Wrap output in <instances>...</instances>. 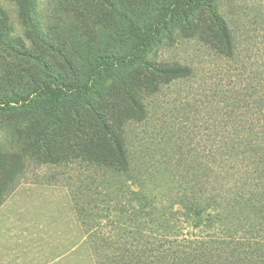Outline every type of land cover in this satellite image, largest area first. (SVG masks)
<instances>
[{
    "label": "rangeland",
    "instance_id": "1",
    "mask_svg": "<svg viewBox=\"0 0 264 264\" xmlns=\"http://www.w3.org/2000/svg\"><path fill=\"white\" fill-rule=\"evenodd\" d=\"M207 3L189 18H175L144 56L155 68L185 65L195 75L155 83L159 90L152 92L149 71L141 65L106 70L98 83L89 81L101 57L129 53L130 27L149 28L162 0H33L36 32L49 47L22 24L16 3L0 0L10 30V47L0 46V148L16 150L26 164L5 189L0 174V264L29 256L31 264H186L181 256L206 242L211 226L218 239L229 240L224 231L230 230L234 237L264 240L256 233L264 229L258 206L240 202L206 209L203 218L210 227L204 228L195 227L178 202L182 193L195 203L205 196L197 192L190 169L220 138L216 131L227 121L229 105L238 100L243 108L262 107L264 113V0ZM215 19L230 35L229 55L214 37ZM55 79L93 89L80 97L56 89ZM40 83L56 91L36 92ZM12 92L18 101L11 100ZM125 94L142 99L147 109L145 122L125 126L134 167L151 165L139 181L143 187L100 157L110 149L96 131L93 109L112 114ZM203 96L210 115L200 103ZM140 189L148 197L146 206Z\"/></svg>",
    "mask_w": 264,
    "mask_h": 264
},
{
    "label": "trees",
    "instance_id": "2",
    "mask_svg": "<svg viewBox=\"0 0 264 264\" xmlns=\"http://www.w3.org/2000/svg\"><path fill=\"white\" fill-rule=\"evenodd\" d=\"M16 3L18 6V18L25 26L33 29V34L39 42L47 46L44 39L40 38L36 32L33 18V0H8ZM208 0H162V8L153 24L146 30L142 31L135 27H130L129 36L134 41V45L127 55L124 56H105L101 57L96 65L91 69V77L89 83H98L102 72L110 69H122L133 66H144L149 71L148 87L152 92H156L157 85L155 83L163 82L170 84L172 82L187 80L192 78L194 69L190 66H166L164 68H155L145 61V54L167 26L175 19L189 18L197 11L201 5L207 6ZM217 30L213 32L214 37L222 42L226 48L228 55L231 52V38L224 24L218 20L214 21ZM9 29L7 27V16L0 9V46L9 48L7 39L9 37ZM28 33V37L31 35ZM199 38L204 40V34L200 33ZM49 47V46H47ZM15 56H28L26 53L15 51ZM70 86L60 84L57 79L53 80L54 87H60L67 92L77 93L78 96L86 92L92 91V86L88 84H80L79 81ZM52 88L40 83L37 85L36 92L56 91ZM17 95L11 93V100L18 101ZM201 105H205L208 109L209 101L206 96L202 97ZM8 104V103H7ZM6 104V105H7ZM231 108L227 112V121L217 128L216 135L220 138L213 143L212 149L207 158L196 163V167L190 170L197 182V192L205 193V196L195 203L188 199L183 193L179 196L178 202L184 206V216L192 217L194 226L201 224L204 228L210 227V221H205L203 212L206 209H217L225 204H238L240 202H248L252 207L258 206L264 211V113L263 108L251 109L243 108L239 105L238 100L229 105ZM207 114L211 112L208 109ZM93 117L96 131L102 136L104 146H108L110 154L105 157L104 153L100 154L101 162L109 166L112 171L122 174L127 178H132L137 186L140 184L142 174L149 171L151 165L147 162L142 163L138 168L134 167L137 161L131 154L130 144L125 135V126L129 123H142L147 119V109L142 99L125 94L124 98L116 105L115 111L111 114L103 110L93 109ZM254 117V118H253ZM251 118H253L251 120ZM69 120H66L68 122ZM79 138V136H76ZM9 146V145H8ZM16 150L4 147L0 148V174L2 176L1 187L5 189L11 182L25 169L26 164L17 156ZM51 163L57 160L46 158ZM173 157L168 158L170 164ZM166 161V159H165ZM164 161V162H165ZM163 162V163H164ZM180 159L176 160L175 169L179 165ZM154 168L155 175L163 176L159 168ZM189 168L184 170V176L189 172ZM137 169V170H136ZM144 172H143V171ZM137 171V175L133 172ZM170 178V177H169ZM206 181V187L204 182ZM174 181V176L172 180ZM179 181V180H176ZM204 187V188H203ZM139 190V200L142 206H146L143 201L147 202L148 197ZM151 193V192H149ZM141 194L143 196H141ZM137 199V195H136ZM204 205H202V203ZM152 213V209H149ZM170 214V213H169ZM148 216V213H147ZM165 216V215H164ZM168 218V217H166ZM154 219V217L152 218ZM215 220L214 218L212 219ZM262 220V219H261ZM204 221V222H203ZM151 223V221H150ZM160 227H166V220L160 221ZM163 225V226H162ZM250 229L255 230V226L250 224ZM214 226L208 231H212V235L208 236L206 242H197L192 252L185 253L181 256L187 262L186 264H264V240L258 237H234V233L230 230L224 231L228 233L229 240L218 239L220 236L215 232ZM256 233H264V229L258 228ZM233 234V235H232ZM218 235V236H217ZM258 238V240H256Z\"/></svg>",
    "mask_w": 264,
    "mask_h": 264
},
{
    "label": "crops",
    "instance_id": "3",
    "mask_svg": "<svg viewBox=\"0 0 264 264\" xmlns=\"http://www.w3.org/2000/svg\"><path fill=\"white\" fill-rule=\"evenodd\" d=\"M14 262H15V264H31L32 263V257L29 256L23 260H19V262H18V260H14Z\"/></svg>",
    "mask_w": 264,
    "mask_h": 264
}]
</instances>
